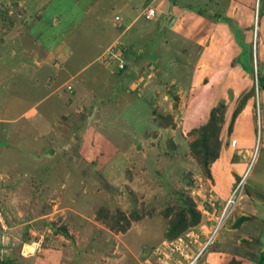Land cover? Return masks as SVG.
Masks as SVG:
<instances>
[{"label": "rangeland", "instance_id": "rangeland-1", "mask_svg": "<svg viewBox=\"0 0 264 264\" xmlns=\"http://www.w3.org/2000/svg\"><path fill=\"white\" fill-rule=\"evenodd\" d=\"M253 67L264 75V0H0V262L259 263ZM224 105L209 178L191 143ZM181 193L202 223L168 242L162 212ZM104 208L127 233L96 219Z\"/></svg>", "mask_w": 264, "mask_h": 264}, {"label": "trees", "instance_id": "trees-1", "mask_svg": "<svg viewBox=\"0 0 264 264\" xmlns=\"http://www.w3.org/2000/svg\"><path fill=\"white\" fill-rule=\"evenodd\" d=\"M125 69V66H123L119 72L124 71ZM255 69L256 68L254 67L252 68L250 75L254 76V73L256 71ZM256 77L260 91L264 90V75L262 74V71L260 69L256 74ZM254 91L255 88H253V92ZM219 108L212 110L210 113L211 115L207 119V121L194 130L196 138L191 143L192 154L198 158L199 163L203 167L204 173L209 178H212L210 167L211 163L215 162L220 157V132L222 130V124L225 121V105ZM240 111L241 107L236 110V114H239ZM4 181L5 175L3 181L0 182V185L3 184ZM180 196L183 199H186V201L180 202L177 199V207H170L162 212V215L164 217L170 218V226L166 234V240L168 242H174L182 238L183 236L187 235L192 229L198 227L202 223L203 214L197 208L196 203H194L191 198H188L185 193H181ZM2 206L3 204H0V212H3ZM137 217L139 216L133 215L132 219L136 220L138 219ZM96 219L98 221H102V223L105 224L112 232L116 233H127L128 229L131 226V219L128 216L117 211L110 212V210L107 208L99 210L97 212ZM247 220L248 218H240L237 221L236 225L240 226ZM65 232L66 230L62 231V233ZM16 252L19 254L20 250H17ZM13 261L14 263H17V261L12 260L11 257H8L4 261L1 260L0 264H14ZM258 262L259 263L256 262V264H264V253L262 254Z\"/></svg>", "mask_w": 264, "mask_h": 264}, {"label": "built area", "instance_id": "built-area-1", "mask_svg": "<svg viewBox=\"0 0 264 264\" xmlns=\"http://www.w3.org/2000/svg\"><path fill=\"white\" fill-rule=\"evenodd\" d=\"M154 9H152V11L150 12L151 14H154ZM148 19V18H147ZM109 55H112V53L110 54L109 53ZM123 66H121L120 68H122ZM3 179H4V175H3V173H2V171L0 170V182H2L3 181ZM230 203V202H229ZM233 203V201H231V203L230 204H232ZM225 211H226V209H225Z\"/></svg>", "mask_w": 264, "mask_h": 264}, {"label": "water", "instance_id": "water-1", "mask_svg": "<svg viewBox=\"0 0 264 264\" xmlns=\"http://www.w3.org/2000/svg\"><path fill=\"white\" fill-rule=\"evenodd\" d=\"M256 70V69H255ZM256 73H257V71H256ZM26 246V245H25ZM32 249H34L32 246H30V245H28L27 247H26V249L25 250H31V251H33Z\"/></svg>", "mask_w": 264, "mask_h": 264}, {"label": "clouds", "instance_id": "clouds-1", "mask_svg": "<svg viewBox=\"0 0 264 264\" xmlns=\"http://www.w3.org/2000/svg\"><path fill=\"white\" fill-rule=\"evenodd\" d=\"M121 69V68H120ZM258 73V72H257ZM231 203V202H230ZM230 203H228V205L227 206H230L231 204ZM226 212H227V207H226Z\"/></svg>", "mask_w": 264, "mask_h": 264}]
</instances>
